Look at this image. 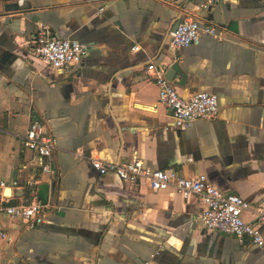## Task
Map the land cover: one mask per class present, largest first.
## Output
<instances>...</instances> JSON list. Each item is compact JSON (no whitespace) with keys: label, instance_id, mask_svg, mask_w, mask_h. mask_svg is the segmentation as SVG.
Returning <instances> with one entry per match:
<instances>
[{"label":"crops","instance_id":"crops-1","mask_svg":"<svg viewBox=\"0 0 264 264\" xmlns=\"http://www.w3.org/2000/svg\"><path fill=\"white\" fill-rule=\"evenodd\" d=\"M209 1L0 0V180L17 182L0 193L23 204L28 185H49L40 227L0 215V264H264V246L206 229L198 198L99 176L87 160L205 174L223 194L264 207V0ZM185 16L225 30L173 54L169 33ZM39 26L89 54L45 66L30 53ZM150 63L183 98L215 94L217 117L170 129ZM33 120L56 140L51 174L22 146Z\"/></svg>","mask_w":264,"mask_h":264},{"label":"built area","instance_id":"built-area-1","mask_svg":"<svg viewBox=\"0 0 264 264\" xmlns=\"http://www.w3.org/2000/svg\"><path fill=\"white\" fill-rule=\"evenodd\" d=\"M217 1L219 0H211L209 4ZM201 23L202 21L195 16H185L179 20L176 29L169 33V50L176 54L184 48L197 45L202 36L218 38L225 30L211 23L200 25ZM131 50H138V47ZM30 53L45 66L62 70L80 64L89 54V48L76 40L58 38L47 27L39 26L33 37ZM146 70L158 88L159 104L168 109L172 116L173 124L170 129L186 132L198 120H212L217 117L219 108L215 94L198 93L183 98L166 79L163 67L150 63ZM21 141L25 150L40 158L41 172L51 174V158L57 147L56 140L47 127L39 120L31 121ZM76 156L82 157L81 154ZM87 160L99 176L114 175L130 184L142 182L152 192L172 190L185 201L196 197L203 206L197 219L206 229L233 236L239 242H249L257 248L264 246V237L260 229L264 225V207H252L235 194H223L205 174L195 178H183L175 171L150 169L137 158L127 162H111L104 158L89 156ZM15 186L16 181L0 180V192ZM246 211L255 213L254 222L243 220L242 213ZM0 215L23 222L28 229L33 230L45 223L46 205L37 198V189L30 192L28 202L23 204H11L5 195L0 193Z\"/></svg>","mask_w":264,"mask_h":264},{"label":"water","instance_id":"water-1","mask_svg":"<svg viewBox=\"0 0 264 264\" xmlns=\"http://www.w3.org/2000/svg\"><path fill=\"white\" fill-rule=\"evenodd\" d=\"M5 10L7 12L15 11V10H17V6L15 4H8L5 6ZM178 23H179V20H177L175 22V24L173 25L172 31H174L176 29V27L178 26ZM166 79L169 82L172 81L171 78L166 77ZM48 195H49V185L46 183H42V184L38 185L37 198L41 201V203L43 205H47Z\"/></svg>","mask_w":264,"mask_h":264},{"label":"trees","instance_id":"trees-1","mask_svg":"<svg viewBox=\"0 0 264 264\" xmlns=\"http://www.w3.org/2000/svg\"><path fill=\"white\" fill-rule=\"evenodd\" d=\"M33 189H36V185L35 186H31V187L30 186H27V188L25 190V196H24L25 202L24 203L28 202V200H29V194H30V192Z\"/></svg>","mask_w":264,"mask_h":264}]
</instances>
